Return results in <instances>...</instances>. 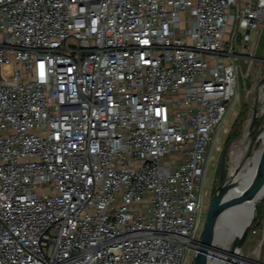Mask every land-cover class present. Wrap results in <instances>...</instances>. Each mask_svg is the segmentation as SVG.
Here are the masks:
<instances>
[{
  "label": "built area",
  "instance_id": "obj_1",
  "mask_svg": "<svg viewBox=\"0 0 264 264\" xmlns=\"http://www.w3.org/2000/svg\"><path fill=\"white\" fill-rule=\"evenodd\" d=\"M263 27L264 0H0V264H190Z\"/></svg>",
  "mask_w": 264,
  "mask_h": 264
},
{
  "label": "rangeland",
  "instance_id": "obj_2",
  "mask_svg": "<svg viewBox=\"0 0 264 264\" xmlns=\"http://www.w3.org/2000/svg\"><path fill=\"white\" fill-rule=\"evenodd\" d=\"M256 39V48L253 55L259 59H256L250 67L247 65L242 66V73L238 80L239 101L234 113L229 116V121L224 126L225 130L219 135V141L217 143L219 150L214 151L215 158L208 170L210 199L215 184L220 183L226 175L228 176L239 162L233 154V144L242 136L246 126L249 124L254 109L259 114L256 127L261 126V135L264 132V111L259 112L264 105V61H260V59H264V27L258 33ZM234 126L237 127V136L228 142L226 138ZM249 139L251 141V137ZM261 143L260 138L256 140L253 143L252 150H257L261 146ZM224 148L226 149L227 155L225 158V166L223 173L219 177H216L219 158ZM205 209H207V212L208 207ZM255 211L256 217L260 221L248 231L241 250L243 259H238L237 264H264V195L256 202ZM192 259L193 256H191V263Z\"/></svg>",
  "mask_w": 264,
  "mask_h": 264
},
{
  "label": "water",
  "instance_id": "obj_3",
  "mask_svg": "<svg viewBox=\"0 0 264 264\" xmlns=\"http://www.w3.org/2000/svg\"><path fill=\"white\" fill-rule=\"evenodd\" d=\"M258 111L254 109L248 124L249 137H251L247 156L251 154L253 143L260 138L261 126H257ZM226 149L224 148L219 158L216 177L223 173L226 158ZM260 157L254 169V174L249 182L245 185L239 202L253 201L264 188V146L262 147ZM232 186L230 175L218 184H215L208 206L207 216L202 228L199 245L194 252L191 264H213V261L220 260L222 264H237V258L241 255L242 245L245 237L253 225L259 223V218L256 217L254 205L250 212L249 221L242 226L243 217L227 215V209L222 202L224 194H226ZM221 222L223 227L235 228L236 232L233 236L232 248L230 251H221L217 247L219 239L217 225Z\"/></svg>",
  "mask_w": 264,
  "mask_h": 264
},
{
  "label": "bare ground",
  "instance_id": "obj_4",
  "mask_svg": "<svg viewBox=\"0 0 264 264\" xmlns=\"http://www.w3.org/2000/svg\"><path fill=\"white\" fill-rule=\"evenodd\" d=\"M262 111H264V105L263 107H261L259 112ZM260 139L262 141L261 146L257 150L252 151L251 154L247 156L250 145L247 125L242 136L233 144V154L235 155V157H237L239 162L236 164L233 171L229 174L230 180L232 181V186L229 191L224 194L222 202L227 209V215L233 217L240 215L241 217H243L242 226L249 221L252 206L254 205L255 207L258 199H260L264 195L263 188L261 193L253 201L243 203L239 202L245 185L250 181L254 174L257 159L258 157H260L259 154L264 145V132L262 133V135H260ZM217 232L220 239L217 242V247L221 251H230L232 248L233 236L236 232H238V230L236 231L235 228L223 227L220 222L217 225ZM236 258L237 260L243 259V256L239 255ZM213 264H222V261L215 260L213 261Z\"/></svg>",
  "mask_w": 264,
  "mask_h": 264
},
{
  "label": "trees",
  "instance_id": "obj_5",
  "mask_svg": "<svg viewBox=\"0 0 264 264\" xmlns=\"http://www.w3.org/2000/svg\"><path fill=\"white\" fill-rule=\"evenodd\" d=\"M236 128H237V127L234 126V128L232 129V131L228 134V136H227V138H226V141L229 142L230 140H233V139L237 136L238 131H237Z\"/></svg>",
  "mask_w": 264,
  "mask_h": 264
}]
</instances>
